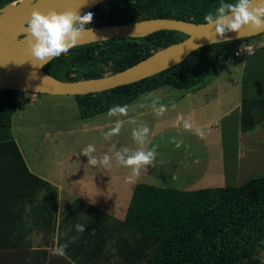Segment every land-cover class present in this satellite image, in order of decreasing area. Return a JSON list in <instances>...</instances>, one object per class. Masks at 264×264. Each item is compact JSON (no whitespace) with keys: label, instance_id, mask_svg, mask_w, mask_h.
Masks as SVG:
<instances>
[{"label":"trees","instance_id":"trees-1","mask_svg":"<svg viewBox=\"0 0 264 264\" xmlns=\"http://www.w3.org/2000/svg\"><path fill=\"white\" fill-rule=\"evenodd\" d=\"M15 0H0V7ZM221 0H103L88 12L92 25L126 23L150 17H173L205 22ZM234 3L235 0H224ZM201 46L179 63L138 81L107 90L74 95L83 119L131 102L140 94L169 85L193 89L220 69L221 58L234 47L261 35ZM186 34L158 30L143 37L112 38L77 45L68 54L54 58L43 69L62 80L100 77L124 69L158 48L177 42ZM245 56L240 108V126L251 129L264 122V46L257 44ZM231 51V52H229ZM229 52V53H228ZM228 53V54H227ZM17 90L0 89V159L15 178L36 181L47 191L53 224L57 188L31 173L11 134V115ZM8 174V173H7ZM6 178V177H5ZM73 205L74 212L77 201ZM91 228L107 239L114 238L116 257H125L124 246L133 245L145 264H262L264 252V176L252 177L237 186L225 185L193 190L159 187L139 182L132 189L123 220L109 223V215L97 210ZM104 219V224L103 220ZM116 224V225H115ZM104 226V227H103ZM123 233L124 236H120ZM134 261H137L134 259Z\"/></svg>","mask_w":264,"mask_h":264},{"label":"rangeland","instance_id":"rangeland-1","mask_svg":"<svg viewBox=\"0 0 264 264\" xmlns=\"http://www.w3.org/2000/svg\"><path fill=\"white\" fill-rule=\"evenodd\" d=\"M262 40L264 33L251 42L260 44ZM225 56L221 58L219 73L208 80L215 77L212 82L221 84L222 88L230 86V89L224 88L225 92H221L220 109H204L203 122L207 124L199 127L205 133L203 139L193 134L200 123H192L188 104L181 105L171 99V94L180 90L169 85L144 92L120 105L128 106V114L120 117L125 121L124 126L110 141L104 139V133L114 126L118 117H109V110L83 119L79 116L74 95L35 93L37 100L31 101L33 92L18 91L17 104L11 115L13 139L28 162L37 159L36 163L43 166L42 171L47 169L45 176L48 174L49 181L62 180L66 196L75 193L89 203L88 207L108 212L111 219H123L132 189L139 182L193 190L237 186L252 177L264 176V122L245 131L240 126L237 110L219 111L230 104L239 105V75L245 60L243 56L227 61ZM157 98L168 109L159 117L152 108ZM178 111H183L180 118ZM132 119L145 123L151 130L145 147L157 146L153 165L142 170L136 178L131 177L130 170L125 167L88 165L87 157L81 151L89 144L95 145L98 155L111 153L112 144L136 148L131 134L135 125L128 123ZM188 122L191 130L186 127ZM173 140L181 141V146L177 148Z\"/></svg>","mask_w":264,"mask_h":264},{"label":"crops","instance_id":"crops-1","mask_svg":"<svg viewBox=\"0 0 264 264\" xmlns=\"http://www.w3.org/2000/svg\"><path fill=\"white\" fill-rule=\"evenodd\" d=\"M260 45L264 46V40L260 42ZM242 76L243 69L239 75V105L230 104L227 108L219 110L224 113L237 110L239 121ZM213 79L215 77L210 80L207 79L204 84L193 89L177 88L180 91L171 94V99L176 100V102L188 104L192 123L195 121L200 123L198 126L195 125L196 127L207 124L203 122L205 120L203 116L204 109L207 107L214 110L220 109L221 92H225L224 88L230 89V86H223L222 88L221 84L212 82ZM36 94L32 93L29 99L36 101ZM25 100L26 98L23 99V101ZM197 113H200V115L197 116ZM177 114L180 118L183 111H178ZM180 123L183 124V122ZM19 150L31 173L56 186L57 208L54 214L55 220L52 224L48 205L50 203L49 198L46 195L44 196L47 191L41 190L36 181L23 178L19 180L12 176L6 161L0 159V264H145L144 258H142L144 257L143 254L136 256L131 251L134 250L133 245L124 246L125 257L129 260L116 257L114 254V238L104 243L108 235L105 229L101 234H97V231L94 232L95 230L91 228V222H89L91 217L98 216L97 210L107 215L109 213L94 206L88 207L89 203L84 201L85 199L76 196L75 193L66 196L62 180L59 182L49 181L48 174L45 176L47 169L44 168L42 171L43 166L36 163L37 159L28 162L20 148ZM173 177H176V175H173ZM70 181L72 182V179ZM77 201H80L82 206L78 205L77 211L74 212L73 205L76 206ZM108 219L109 223L123 220ZM101 220L104 224L105 220ZM77 224L84 225L85 231L82 233L77 232L75 228ZM120 236H124L123 233H120ZM57 243L68 244L64 257L51 254V250L57 246ZM136 257L137 261H134Z\"/></svg>","mask_w":264,"mask_h":264},{"label":"water","instance_id":"water-1","mask_svg":"<svg viewBox=\"0 0 264 264\" xmlns=\"http://www.w3.org/2000/svg\"><path fill=\"white\" fill-rule=\"evenodd\" d=\"M103 0H86L80 8L83 15ZM79 0H15L0 7V89H13L46 94H86L107 90L132 83L171 67L195 49L215 43L213 29L205 22L196 23L173 17H150L119 24L89 26L93 34L85 33L78 45L100 42L112 38L143 37L158 30H176L186 34L180 41L158 48L138 62L100 77L62 80L47 73L30 53L25 21L34 9L47 13L51 10L75 11ZM261 32L250 31L248 27L237 33H227L220 40L230 41L256 36ZM219 39V38H218ZM19 43V45H16Z\"/></svg>","mask_w":264,"mask_h":264},{"label":"clouds","instance_id":"clouds-1","mask_svg":"<svg viewBox=\"0 0 264 264\" xmlns=\"http://www.w3.org/2000/svg\"><path fill=\"white\" fill-rule=\"evenodd\" d=\"M36 0H33V4ZM86 5V0H79V7L75 10L57 11L51 10L47 13L34 9L30 17L25 21L28 46L31 56L40 63L37 66H43L54 58L66 55L75 48L84 38L85 33H91L89 27L93 21L94 14L87 12L80 14V8ZM205 26L213 29L212 35L215 39L211 41L220 42L227 33H237L244 27H248L250 31H264V0H235L234 3H226L221 0L219 6L214 12H209L204 16ZM219 38V39H218ZM158 105V106H157ZM173 107H175L173 105ZM153 111L157 117L163 116L167 112V106L161 104L159 99L152 103ZM128 114V106H114L109 109L107 115L109 117H118L114 126L104 133V139L110 141L113 136L119 135L124 126L125 121L120 117ZM129 124L135 125L132 128V139L136 144V148L117 147L116 144L111 145V153L97 154L95 145L89 144L81 154L87 157L88 165L92 167L112 168L125 167L130 170L133 178L139 177L142 170L153 165L156 159L157 151L154 146L147 149L145 145L149 141L150 128L143 122H137L132 119ZM186 127L191 130L190 122L186 123ZM193 134L204 138V131L196 127ZM176 147L181 146V142L173 140ZM114 157V161H113ZM77 232H84L85 226L77 224L75 226ZM68 244H58L51 250L52 255L64 257Z\"/></svg>","mask_w":264,"mask_h":264},{"label":"built area","instance_id":"built-area-1","mask_svg":"<svg viewBox=\"0 0 264 264\" xmlns=\"http://www.w3.org/2000/svg\"><path fill=\"white\" fill-rule=\"evenodd\" d=\"M257 47V44L254 42L244 41L234 47L232 53L226 57V60L230 61L235 57H243L251 54Z\"/></svg>","mask_w":264,"mask_h":264},{"label":"bare ground","instance_id":"bare-ground-1","mask_svg":"<svg viewBox=\"0 0 264 264\" xmlns=\"http://www.w3.org/2000/svg\"><path fill=\"white\" fill-rule=\"evenodd\" d=\"M16 45H19V43H17Z\"/></svg>","mask_w":264,"mask_h":264},{"label":"flooded vegetation","instance_id":"flooded-vegetation-1","mask_svg":"<svg viewBox=\"0 0 264 264\" xmlns=\"http://www.w3.org/2000/svg\"><path fill=\"white\" fill-rule=\"evenodd\" d=\"M93 26V25H92ZM91 43H94V42H91Z\"/></svg>","mask_w":264,"mask_h":264}]
</instances>
